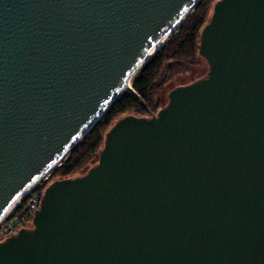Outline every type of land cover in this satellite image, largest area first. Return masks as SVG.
Segmentation results:
<instances>
[{
  "label": "water",
  "instance_id": "95a60500",
  "mask_svg": "<svg viewBox=\"0 0 264 264\" xmlns=\"http://www.w3.org/2000/svg\"><path fill=\"white\" fill-rule=\"evenodd\" d=\"M199 1L0 0V222ZM198 55L206 76L117 120L0 264H264V0L214 3Z\"/></svg>",
  "mask_w": 264,
  "mask_h": 264
},
{
  "label": "trees",
  "instance_id": "16d2710c",
  "mask_svg": "<svg viewBox=\"0 0 264 264\" xmlns=\"http://www.w3.org/2000/svg\"><path fill=\"white\" fill-rule=\"evenodd\" d=\"M214 0H200L193 11L179 25L152 58L131 80L133 93L124 92L109 107L88 134L67 154L66 158L48 177V183L72 176L98 157L106 133L119 119L136 114L145 117L156 114L155 97L175 76L184 75L198 65L201 30L208 22ZM136 117V116H135ZM45 183L46 185L48 183ZM1 243V241H0Z\"/></svg>",
  "mask_w": 264,
  "mask_h": 264
},
{
  "label": "built area",
  "instance_id": "2783aa9c",
  "mask_svg": "<svg viewBox=\"0 0 264 264\" xmlns=\"http://www.w3.org/2000/svg\"><path fill=\"white\" fill-rule=\"evenodd\" d=\"M48 177L49 175H46L41 181L21 196L17 204L1 220V242L15 236L21 230H26L28 225L32 224L34 214L39 209Z\"/></svg>",
  "mask_w": 264,
  "mask_h": 264
},
{
  "label": "rangeland",
  "instance_id": "374dc122",
  "mask_svg": "<svg viewBox=\"0 0 264 264\" xmlns=\"http://www.w3.org/2000/svg\"><path fill=\"white\" fill-rule=\"evenodd\" d=\"M217 1L219 0H214V3H216ZM177 29L174 32H176ZM207 72H208V66L206 62L201 58L198 60V65L195 68H192L189 73L184 74V75L175 76L169 83L164 85V87L158 92L157 96L155 97V110L158 111L167 104V96L170 91H173L177 88L184 87V86H187L194 82L199 81L200 79L206 76ZM127 115L136 116V117L139 116L133 113L127 114ZM144 116L148 117L149 115L146 114ZM96 161H97V157L93 161H91L85 168H83L78 173L74 174L72 177H79V176L84 175L89 169H91L95 165ZM52 171L48 174L49 176L51 175ZM54 181H57V179L49 183L47 182L48 184L46 185V187ZM32 227L33 225L29 224L27 229H32Z\"/></svg>",
  "mask_w": 264,
  "mask_h": 264
},
{
  "label": "bare ground",
  "instance_id": "6f19581e",
  "mask_svg": "<svg viewBox=\"0 0 264 264\" xmlns=\"http://www.w3.org/2000/svg\"><path fill=\"white\" fill-rule=\"evenodd\" d=\"M190 14V11L188 12V14H187V16ZM179 25H180V23L177 25V26H175L172 30H171V32L164 38V39H162L161 41H159L156 45H155V47H154V49L151 51V53L146 57V59H145V63L148 61V60H150L151 59V57L162 47V45L165 43V41L169 38V36L170 35H172L173 34V32L179 27ZM128 87H130V80L125 84V86L122 88V92L123 91H125ZM59 164L60 163H56L44 176H42L39 180H37V182H35L34 184H33V186L34 185H36L39 181H41L46 175H48L54 168H56V167H58L59 166ZM33 186H31V188L33 187ZM31 188H29V189H31ZM28 189V190H29ZM27 190V191H28ZM26 191V192H27ZM26 192H24V194L26 193ZM23 194V195H24ZM22 195V196H23ZM20 199V198H19ZM19 199L15 202V204L13 205V207L17 204V202L19 201ZM12 207V208H13ZM11 208V209H12ZM11 209L9 210V211H11ZM9 211L7 212V213H9ZM7 215V214H6Z\"/></svg>",
  "mask_w": 264,
  "mask_h": 264
},
{
  "label": "flooded vegetation",
  "instance_id": "af4514ba",
  "mask_svg": "<svg viewBox=\"0 0 264 264\" xmlns=\"http://www.w3.org/2000/svg\"><path fill=\"white\" fill-rule=\"evenodd\" d=\"M26 230H29V229H26Z\"/></svg>",
  "mask_w": 264,
  "mask_h": 264
}]
</instances>
